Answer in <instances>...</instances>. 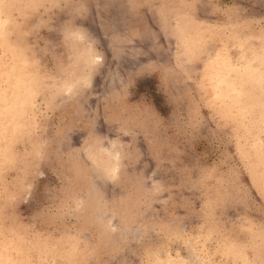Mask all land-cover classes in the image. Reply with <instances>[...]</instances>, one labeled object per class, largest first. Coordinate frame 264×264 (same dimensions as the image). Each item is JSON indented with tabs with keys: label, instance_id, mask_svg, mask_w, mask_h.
Returning <instances> with one entry per match:
<instances>
[{
	"label": "rangeland",
	"instance_id": "obj_1",
	"mask_svg": "<svg viewBox=\"0 0 264 264\" xmlns=\"http://www.w3.org/2000/svg\"><path fill=\"white\" fill-rule=\"evenodd\" d=\"M0 264H264V0H0Z\"/></svg>",
	"mask_w": 264,
	"mask_h": 264
}]
</instances>
